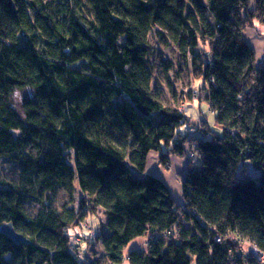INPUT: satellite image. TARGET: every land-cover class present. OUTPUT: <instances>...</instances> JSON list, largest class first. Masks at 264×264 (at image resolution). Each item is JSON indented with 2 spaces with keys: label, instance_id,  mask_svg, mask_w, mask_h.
<instances>
[{
  "label": "trees",
  "instance_id": "trees-1",
  "mask_svg": "<svg viewBox=\"0 0 264 264\" xmlns=\"http://www.w3.org/2000/svg\"><path fill=\"white\" fill-rule=\"evenodd\" d=\"M256 24L264 0H0V226L24 239L0 234V264H102L78 259L67 235L96 208L107 264H230L237 241L264 255V66L244 39ZM153 31L195 68L220 132L154 94ZM21 90L32 96L18 113ZM161 145L178 158L197 147L182 206L145 172ZM244 159L258 179L234 180Z\"/></svg>",
  "mask_w": 264,
  "mask_h": 264
},
{
  "label": "rangeland",
  "instance_id": "rangeland-1",
  "mask_svg": "<svg viewBox=\"0 0 264 264\" xmlns=\"http://www.w3.org/2000/svg\"><path fill=\"white\" fill-rule=\"evenodd\" d=\"M148 41L153 51L152 55L149 57L148 63L149 66H152V88L154 94H156L163 103L175 106L179 111L185 112L187 117L194 120V122L190 121L191 123L198 124L200 123V120H203L208 124L212 131L220 132L219 127L214 123L213 116L203 100L205 93L199 92L201 81L198 79L199 75L195 68L190 66L187 58L185 59L180 56L178 50L171 43H160L156 39L154 31L149 35ZM201 49L206 50L207 48L201 47ZM173 94L174 98L172 97ZM186 95L189 96V99L183 101L182 98H185ZM31 96L32 92L30 90L15 92L12 98V107L14 110L20 113L21 102ZM188 105H193L194 107L190 108ZM186 128L187 126L181 128L182 133L186 132ZM192 132L193 130L190 129L189 134L194 135ZM161 146V148L164 147L163 145ZM106 152L105 160L108 163L111 165L120 164V161L115 159L108 150H106ZM0 164L2 165L0 167L1 176L3 168H5L7 164ZM70 165L73 166L72 159L70 160ZM129 168L134 176H142V173L138 172L132 166L129 165ZM259 176L260 172L252 166L248 159H244L236 168L234 180H241L245 177L256 180ZM73 188V206L77 209L79 207V202L83 197V193L76 179L73 182ZM182 205L183 203L179 206ZM101 211H99V208L94 209L93 212L86 215L79 226L67 231L71 245L78 247L81 254V260L84 263H88L89 261L99 262L104 259V251L96 242L95 238L97 235L106 234ZM77 238L80 240L79 242ZM153 239L154 238H148L147 241H153ZM240 247L244 248L245 251L248 250L247 245ZM128 248L129 244L125 246L124 251ZM191 264H195L194 260H192Z\"/></svg>",
  "mask_w": 264,
  "mask_h": 264
},
{
  "label": "crops",
  "instance_id": "crops-1",
  "mask_svg": "<svg viewBox=\"0 0 264 264\" xmlns=\"http://www.w3.org/2000/svg\"><path fill=\"white\" fill-rule=\"evenodd\" d=\"M244 39L248 45L254 49L257 64L264 66V24H256L254 28L247 29L244 33ZM189 107L191 108L194 106L190 105ZM192 121L194 122L193 119H191V122ZM162 156L165 157L162 158ZM187 170L188 162L186 158H178L172 155L166 156L165 147H160V150L150 152L146 160L145 172L153 175L166 186L172 201L176 205H181L183 203L182 181L187 173ZM99 211L101 210L99 209ZM101 213L103 215V211H101ZM102 217L104 223V216ZM98 236L99 235L95 237L96 242L101 246L100 239H97ZM77 240L78 242L80 241L78 238ZM147 240V236L132 240L129 243V248L124 251L123 258H125V255L132 250L144 249ZM101 263L107 264L105 260H102ZM122 264H127V262L123 260Z\"/></svg>",
  "mask_w": 264,
  "mask_h": 264
},
{
  "label": "built area",
  "instance_id": "built-area-1",
  "mask_svg": "<svg viewBox=\"0 0 264 264\" xmlns=\"http://www.w3.org/2000/svg\"><path fill=\"white\" fill-rule=\"evenodd\" d=\"M185 158L189 165L196 164L199 159V153H198L197 147L191 146L190 148H188ZM175 235H176V232L174 229L171 231L163 232L161 234H155L152 238H154L153 241H156L159 238L164 239V238H168L169 236L174 237ZM216 241L221 242L219 239H216ZM237 242H239L240 246L247 245L248 250L245 251L244 248L240 247V252H237V254L232 257L233 261H231V264L245 262L248 259H254L255 261L259 263H264V255L258 250V248L255 245L251 243L240 242V241H237ZM71 250L76 253V257L78 259L81 258L78 247L71 245Z\"/></svg>",
  "mask_w": 264,
  "mask_h": 264
},
{
  "label": "water",
  "instance_id": "water-1",
  "mask_svg": "<svg viewBox=\"0 0 264 264\" xmlns=\"http://www.w3.org/2000/svg\"><path fill=\"white\" fill-rule=\"evenodd\" d=\"M0 234L10 238L15 243L24 241L21 235L15 232L11 223H5L0 226Z\"/></svg>",
  "mask_w": 264,
  "mask_h": 264
},
{
  "label": "bare ground",
  "instance_id": "bare-ground-1",
  "mask_svg": "<svg viewBox=\"0 0 264 264\" xmlns=\"http://www.w3.org/2000/svg\"><path fill=\"white\" fill-rule=\"evenodd\" d=\"M80 253V252H79ZM81 255V254H80ZM81 259V258H80ZM231 264V263H230ZM237 264H264V263H259L257 261H255L254 259H248L246 260L245 262H240V263H237Z\"/></svg>",
  "mask_w": 264,
  "mask_h": 264
}]
</instances>
